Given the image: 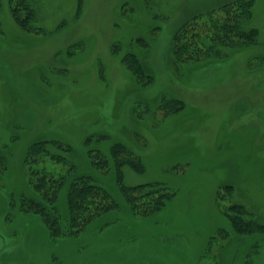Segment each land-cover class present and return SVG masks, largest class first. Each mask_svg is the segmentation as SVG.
Here are the masks:
<instances>
[{
	"label": "rangeland",
	"instance_id": "374dc122",
	"mask_svg": "<svg viewBox=\"0 0 264 264\" xmlns=\"http://www.w3.org/2000/svg\"><path fill=\"white\" fill-rule=\"evenodd\" d=\"M229 1L37 0L39 29L27 32L0 0L1 264H264V231L230 220L242 206L245 223L264 225V0L253 7L260 43L226 48L224 58L180 61L171 50L187 21ZM128 53L153 78L137 81ZM40 139L70 144L78 172L119 207L74 237H52L39 214L20 210L21 196L34 193L24 154ZM116 142L145 165L122 167L127 185L175 193L161 211L131 210L116 183ZM89 149L102 151L108 170L91 166Z\"/></svg>",
	"mask_w": 264,
	"mask_h": 264
},
{
	"label": "trees",
	"instance_id": "16d2710c",
	"mask_svg": "<svg viewBox=\"0 0 264 264\" xmlns=\"http://www.w3.org/2000/svg\"><path fill=\"white\" fill-rule=\"evenodd\" d=\"M36 1L8 0L16 23L27 32L39 29ZM254 4L255 0H232L219 8L196 15L174 34L171 45L173 56L180 61L202 57L224 58L228 56L226 48L240 49L260 43L259 29L252 24ZM203 15L207 16L205 24H208L204 26L203 22L202 27L198 28L195 22ZM123 62L137 81L153 78L137 54L128 53L123 57ZM167 104L171 113L179 109L176 100ZM91 140L93 138L89 137L85 143L90 144ZM72 151V146L68 143L40 139L28 146L23 158L34 193L21 196L20 210L39 214L52 237L78 236L95 219L119 207L110 191L93 175L78 172L74 163L65 154ZM111 151L115 157L113 162L116 183L135 214L143 216L155 214L175 196V193L161 183L127 185L122 167L125 165L136 172H144L142 158L134 155L120 142H116ZM124 154H127L126 158H123ZM88 156L93 168L102 171L109 169L110 161L102 151L89 149ZM49 162L62 163L66 170H50L47 167ZM66 185L68 216L63 219L58 208V200ZM232 210L235 214L230 215V220L234 227L239 230L264 231V225L245 223L241 219L246 212L244 207L235 206Z\"/></svg>",
	"mask_w": 264,
	"mask_h": 264
},
{
	"label": "water",
	"instance_id": "95a60500",
	"mask_svg": "<svg viewBox=\"0 0 264 264\" xmlns=\"http://www.w3.org/2000/svg\"><path fill=\"white\" fill-rule=\"evenodd\" d=\"M0 264H1V262H0Z\"/></svg>",
	"mask_w": 264,
	"mask_h": 264
}]
</instances>
